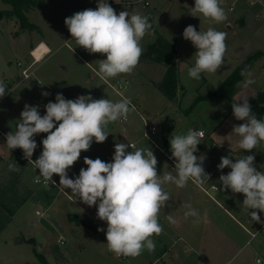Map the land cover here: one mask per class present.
I'll list each match as a JSON object with an SVG mask.
<instances>
[{"label":"rangeland","instance_id":"374dc122","mask_svg":"<svg viewBox=\"0 0 264 264\" xmlns=\"http://www.w3.org/2000/svg\"><path fill=\"white\" fill-rule=\"evenodd\" d=\"M107 2L117 14L127 10L129 13H139L148 18L152 28L151 34L146 35L141 41L143 52L150 43L155 42L159 37L176 47L179 55L185 58L179 75V85L182 84L185 88L183 94L180 95L181 92H179L176 101L171 102L159 91L153 81L158 83L162 80L165 66L162 63L153 62L150 57L144 59L147 64L143 63L144 61L140 58L137 67L131 74H120L115 78L101 80L96 73L99 70L100 60L106 59V55L90 54L78 46L64 23L66 18L77 12L86 9L95 10L99 0H46L41 7L27 12L28 21L34 23L37 29L20 28L19 20L14 16L0 17V81L6 86V94L0 97V123L6 129L7 134L16 131V125L26 104L39 106L38 110L43 116L46 114L45 105L50 101L55 102L58 93L68 100H75L81 95H90L93 99L104 98L118 102L125 97L131 100L135 111L130 112L126 121L121 119L109 123L105 129L109 133L106 141L96 143L93 140L90 149L82 151L78 161L68 169L69 178L75 179L82 168H87V165L84 164L85 157L113 162L116 143L129 144L132 142L136 148H151L158 161L157 172L161 176L173 170L175 164L167 157L171 152L170 141L167 151V148L159 140L160 130L157 126L163 124V119H168L169 125L172 127L170 136L187 134L191 124L194 127H202L215 144H221L236 151L235 154L238 157L254 155L259 160L255 161V165L260 166V171L264 172V142L258 144L251 151L237 152L240 149V137L232 133L233 126H238L244 121L237 120L233 113L229 114L232 108L229 100L222 99L224 103L221 109L216 108V101L213 100L200 101L196 108L193 106L187 109L197 94L205 93L216 87L237 64L242 63L248 55L250 56L256 51H259L258 56L249 64L244 63L242 71L245 70L244 78L253 81L252 85L264 90V15H262L264 0L255 1L254 4L249 3V0H221V7L224 9L227 19L220 23L205 18L199 13L196 14V17L192 16L195 0H117L119 3H116V0H107ZM230 7L232 8L230 9ZM9 9H11V5L0 0V11ZM226 21L230 22V26H227ZM189 25L197 31L203 32L214 28L227 33L224 63L215 73H202L199 80L191 79L188 76V69L195 64L197 51L191 41L183 38V31ZM38 40L46 41L50 46L51 53L31 67V74L28 78H23L21 69L30 62L27 61L28 44L30 41ZM32 49L34 51L36 48L30 50ZM30 59L32 58L30 57ZM18 62L21 66L17 65ZM36 68L37 70H35ZM203 78H206L205 82ZM44 81L48 86L47 93H49L45 97L41 96ZM119 83L120 87H118ZM112 85L118 89L119 93L112 88ZM146 110H149L151 114H148ZM138 113L149 124L156 126L157 131L151 135L153 142L143 136V122ZM257 115V119L264 120V112ZM221 121H223L222 124ZM46 136V133L34 136L40 151L34 150L33 160H36L42 153L41 140ZM204 139H206V133ZM4 140L0 138V157L3 158L0 160V184L10 178L13 179L19 173L17 184L19 192L23 194L25 190H31L32 193L15 211L10 222L0 231V264H42L34 254L33 246L25 239L28 233L42 224L52 234V242L49 251L42 250L39 253L43 256L53 257L50 258V261L54 260L52 261L54 264H162L160 259L162 244L158 240L159 236L155 235L152 237L156 245L153 252L145 249L137 257L125 258H120L110 252L106 239L107 223L99 220L94 214L97 206L89 207L79 200L74 202L70 189H65V191L59 189L60 178L58 175H53L52 179L55 184H34L33 178L37 172L27 160L24 168L21 171L16 170L13 175L14 171L9 170V167L4 168L2 165L7 162L8 157L14 151V149L11 151L8 149ZM131 150L135 151L136 149H131V147L127 149V151ZM226 171H231V169ZM173 175H175V171H173ZM163 187L170 194L171 199L166 202L165 208L161 209L159 223L173 227V224L166 218V211L170 209L169 215L176 221L179 219V215L175 213V202L178 197L175 196V187L177 186L166 183ZM186 188L189 191L188 196L191 195V198H195L192 208L198 210L199 216L202 206L206 207L205 213L212 216L211 213L214 212L210 207L213 204V199H219V193L209 190L214 197L212 199L198 189L191 180L187 183ZM228 191L231 190L228 189L224 192ZM178 193H180L179 190ZM68 196L72 199H69ZM243 200L242 196L234 194L233 201L239 202L237 205L241 204V207L231 209L229 203L220 199L222 205L240 221L246 223L248 218L252 222L249 212L253 210L244 207ZM40 209L44 212V217L35 214V210ZM257 212L260 218L264 215V212ZM68 213L79 215L78 224L72 226L71 223H68L66 216ZM78 219L73 215L69 216V221H78ZM55 221L59 223L64 221L65 229L59 232L54 226L57 232H53L52 227ZM254 224L250 226L252 232L256 231ZM99 228H103L104 231H98ZM257 233V237H253L251 233L250 235L242 234L248 241L246 244H242L244 242H239L240 240L232 244L223 238L210 244L212 258L222 264H254L252 257L255 253L264 255V247L259 243L261 231ZM59 234L62 236L58 237ZM5 238L11 244L15 238H21L22 241L18 244L14 243L13 247L5 246L3 244ZM185 254L187 258L189 257L187 264H197L196 251Z\"/></svg>","mask_w":264,"mask_h":264},{"label":"clouds","instance_id":"9594fccd","mask_svg":"<svg viewBox=\"0 0 264 264\" xmlns=\"http://www.w3.org/2000/svg\"><path fill=\"white\" fill-rule=\"evenodd\" d=\"M116 3L117 2L116 0ZM202 14L216 23L227 19L221 0H195L192 16ZM72 39L90 54L106 55L100 60L96 75L101 80L115 78L120 74H131L137 67L143 54L141 41L151 34L152 25L148 18L127 10L116 13L107 0H99L97 8L75 13L64 21ZM226 32L209 28L197 31L187 26L183 38L191 41L197 49L195 64L188 69L191 79L199 80L202 73H215L224 63L226 53ZM74 50V49H73ZM51 49L41 42L31 53L36 62H41ZM253 83L248 80L245 86ZM6 94V86L0 81V97ZM43 96L49 93L43 92ZM242 101V103H241ZM39 106L25 105L16 131L6 135V145L11 151L22 149L23 158L31 161L39 175L35 183L53 181V175L59 176L61 191L71 190L73 201H81L89 207L97 206V218L107 223L106 239L108 250L117 256L137 257L147 249L155 250L152 237L159 236L162 225L159 223L161 209L171 199L163 185L175 184L178 188L187 186L189 180L202 186L207 177L203 168L205 156L194 155L201 143L203 132L189 129L185 135L170 138L172 157L175 160L173 170L161 176L157 172V159L151 148H136L135 144L116 143L113 162H104L99 158H84L87 168H82L78 177H68V169L80 158L82 151H88L96 143L106 141L109 133L105 131L109 123L121 119L127 120L135 106L128 98L118 102L109 99H93L90 95H81L75 100L65 99L60 93L55 102L45 105L46 114L41 116ZM233 115L244 123L233 126L234 134L240 137L239 148L253 150L264 142V120H259L251 111L248 97L232 103ZM147 123V122H146ZM58 125V126H57ZM46 133L42 140L43 151L36 160H32L37 143L34 136ZM146 135V134H145ZM221 145V144H220ZM136 149L127 151V149ZM254 155L243 156L233 162L221 157L218 169L230 168L231 171L219 178L222 188L232 193L244 195L243 206L264 212V172L254 167ZM9 170H18L15 163L9 164ZM175 171V175H173ZM185 219L200 216L191 204H185ZM251 221H261L257 211L249 212ZM171 224L176 220L167 215ZM206 219V215H205ZM98 231H104L99 228ZM256 264H261L257 259Z\"/></svg>","mask_w":264,"mask_h":264},{"label":"crops","instance_id":"0c3cea01","mask_svg":"<svg viewBox=\"0 0 264 264\" xmlns=\"http://www.w3.org/2000/svg\"><path fill=\"white\" fill-rule=\"evenodd\" d=\"M231 8L232 7H230V9ZM226 24L227 26H230L229 21H226ZM41 42L45 43L46 46L50 48L48 43L44 40H38L36 42L30 41V43L28 44L29 47H28V53H27V61H30L29 63H31V60L33 59L32 56L29 54V50L39 45ZM47 55L48 54H46L45 57ZM30 57L32 59H30ZM182 58H183L182 62H185V58L184 57ZM143 61H144L143 63L147 64L146 60H143ZM182 62L179 64L178 82H180L179 75L181 72ZM37 63L39 62H35L34 64H37ZM236 66H238V64ZM234 68L232 69V71L234 70ZM35 70H37V68ZM205 79L206 78H203L204 82L206 81ZM44 80H46V78ZM246 81H248V79L244 78L243 81L237 85L236 92L233 96V100L235 103L244 97H248V102L251 106V111L257 118L258 116L257 114L260 115L261 112H264V90L252 84H248L247 86H245ZM153 83L156 84L155 81H153ZM181 86L184 88L182 84ZM47 87L48 86L45 84V81H44V87L41 88L42 90L41 96H43L42 95L43 92H47ZM205 93H200L197 95H204ZM178 95L179 94H177V97ZM176 99L171 100V102H175ZM222 99H225V98H217V97H209L205 99L203 98L201 100L196 101L193 106L196 108L197 105L200 103V101L213 100V101H216V108L221 109L224 103L222 102L223 101ZM229 102L231 103V106H232L233 102L232 101H229ZM190 105L187 107V109L190 107ZM146 112L148 114H151L149 110H146ZM232 113H233V109L231 108L229 114H232ZM220 123L222 124L223 121H221ZM157 127H158V130H160L159 140L162 143V145L167 148V151H168L169 141H170V138L172 137L170 136L172 127L171 125H169L168 119H163V124ZM189 129L204 130L202 127H194L192 124L190 125ZM5 130L6 129H4L0 123V138L5 139V136L7 135V131ZM204 132L206 133V139L204 140L203 138L201 139V143L198 144L197 151L196 153H194V155H196L197 157H200L203 154L206 157L205 159L207 160L208 164L206 165L204 170L208 178L207 177L204 178L205 182L202 186H198L192 181L191 182L195 184L198 187V189H200L202 192L210 196L212 199L214 197L211 195L209 190H212L217 194L219 193L218 195L219 199L218 200L213 199L214 200L213 204L210 207L211 209H213V212H214V213H211L212 216L211 215L209 216L207 213H205L206 207L202 206L199 210V212L201 213L200 222L194 223L193 221L196 219L195 217H188L187 219H185L184 213L187 211V209L184 207V205L185 204H191V205L195 204L194 202L195 198H191V195L188 196L189 195V191H187L188 188L175 187V196L176 195L178 196L176 197L177 200L175 202L176 204L175 213L179 215V219L176 221L175 224H173V227H171L170 225H164L165 223L162 224L163 231L159 235V239H158L159 242L162 244V248L160 250V259L162 260V264H187L189 261L188 260L189 257L187 258L185 253L191 252V251H196V254L198 256L196 260L197 264H222V263H219L218 261H214V258H212V253L210 252L212 250V247L210 244L218 242L222 238L232 244L237 243L238 240H240L239 242H244L242 244H246L248 241L245 240V237L242 235L244 233L248 235H250V233L255 234L253 237H257L258 236L257 232L261 231V236H259V243L262 247H264V223H258L255 221L250 222L248 218L246 220V223H244L243 221H240L238 218H236L232 213H230V211L224 205H222V201H220L221 199L223 200V202L229 203V205L231 206V209H234V208L238 209V207L239 208L241 207V204L240 206H238L237 204L239 202L233 201V195L238 194L239 196H242L243 198H245L244 195L242 193H232V191H228V192L217 191L218 188H222V185L220 184V181H219L220 176L226 175L230 172V171H226L230 169L227 167L224 168L223 170L218 169L217 166L221 162V157H228L232 159L233 162H236V159H240L243 156L238 157L235 154L236 151L229 149L223 145L215 144L214 141L210 138V136L207 135V132L205 130ZM4 141L6 142V139ZM35 150H37L38 152L40 151L39 148H36ZM241 151L243 150L242 149L237 150V152H241ZM256 160L259 161L255 157L254 167H256L257 171H260L261 167L255 165ZM204 186H207L208 188H205ZM178 190L180 191V193H178ZM79 210L82 211L81 209ZM251 210L259 211V210H254V209H251ZM243 211H246V210H243ZM170 212H171L170 209H168L166 211V215H169ZM70 215L75 216L77 219L79 217V215L77 214H70V213L66 214L68 223L69 224L71 223L72 226L78 224L80 218L78 219V221H75V220L69 221ZM205 215H206V219H205ZM260 219L261 221H264V215H262ZM181 220H183V222H181ZM63 222L64 221L60 222L62 223L60 224L58 221H55L52 227L54 230L53 232L55 231L57 232V230H59V232L60 230H64L65 228L63 227V224H64ZM81 222H84V221H81ZM253 224L256 226V231L254 232L250 230V226H252ZM54 226L56 227L57 230L54 229ZM49 232L50 231L42 224L36 227L31 233H28L25 239L27 242H29L33 246V248L35 247L37 252H40L42 250L49 251V247L51 246V242H52V234H50ZM61 236H62L61 234L58 235V237H61ZM3 240H4L3 244L5 246H11V247H13L12 245L14 243L18 244L22 241L21 238H18V239L15 238V240L12 242L13 244H11L8 242L6 238ZM256 255L257 254L255 253L254 256ZM44 257L46 258L49 264H54V262H52L54 260L51 259L52 261H50V258H53V257H51L50 255H46ZM253 258L254 257H252V261H253Z\"/></svg>","mask_w":264,"mask_h":264},{"label":"trees","instance_id":"16d2710c","mask_svg":"<svg viewBox=\"0 0 264 264\" xmlns=\"http://www.w3.org/2000/svg\"><path fill=\"white\" fill-rule=\"evenodd\" d=\"M2 2L9 3L11 9L1 10L0 17H16L19 20L20 28L34 30L37 26L34 23L28 21L27 12L35 8L41 7L46 0H1ZM259 51L248 56L242 63L238 64L234 70L215 88L211 89L204 95H197L193 103L198 100L217 97L225 98L229 101L233 100V96L236 92L237 85L240 84L244 79L245 70L242 71V65L244 63L249 64L251 60L258 56ZM146 57H150L151 60L162 63L165 66V72L160 82L156 83L155 86L159 91L168 99L174 100L177 98V94L181 92L183 94V87L179 85L178 73L179 64L183 61V58L177 52L176 47L159 37L155 42L150 43L143 54L141 59L144 60ZM245 69V68H244ZM3 158L0 157V160ZM26 159L18 154L17 151H13L8 157L7 162L3 163V167H8L9 164L15 163L19 171L24 168ZM17 170V171H18ZM16 172H12L14 175ZM20 174L17 173L13 179H8L0 184V231L2 228L10 222L15 211L24 204L28 199L31 190H25L22 194L19 192L17 184L19 182ZM34 254L38 257L42 264H49L46 258L33 248Z\"/></svg>","mask_w":264,"mask_h":264},{"label":"built area","instance_id":"2783aa9c","mask_svg":"<svg viewBox=\"0 0 264 264\" xmlns=\"http://www.w3.org/2000/svg\"><path fill=\"white\" fill-rule=\"evenodd\" d=\"M255 1L261 2L262 0H250L249 3L254 4ZM146 4H147V2H146ZM262 15H264V11H262ZM37 47H38V45L35 46L34 49L37 48ZM32 52H33V49L30 50V54H31ZM32 58H33L32 62L29 63L27 66H25V67H23V68L21 69V75L23 76V78H28V77L30 76V74H31L30 69H31V67L34 65V63L36 62V61H35V58H34L33 56H32ZM17 65H18V66H21V64H20L19 62L17 63ZM120 86H121V85H120V83H119V84H118V87H120ZM112 88H113L116 92L119 93V91H118V89H117L116 87L112 86ZM131 104H132V103H131ZM132 105H133V104H132ZM138 114H139V116L141 117L142 122H143V129H142V134H143V136H144L145 138L149 139L150 141H152V139H151V135L155 134V132L157 131L156 126L153 125V124H149V123L145 120V118H144L140 113H138ZM146 122H147V123H146ZM195 130L202 131L203 134H204L202 138L205 137V132H204V130H202V129H195ZM145 134H146V135H145ZM5 139H6V136H5ZM152 142H153V141H152ZM130 144H134V143L131 142ZM155 145H156V144H155ZM156 146H157V145H156ZM14 150L17 151L18 154H19L20 156L23 157V150H22V149L17 148V149H14ZM167 157H168L169 160H171V161L175 164V160H174V158L172 157V153H171V154H168ZM26 160H27V159H26ZM27 161H28V160H27ZM29 162L32 164L31 161H29ZM32 165H33V164H32ZM33 167H34V165H33ZM34 169H35V167H34ZM35 170H36L37 174H36V175L34 176V178H33V183H34V184H37V185H45V184H50V183H51V182H44V181H43V178H41V182H40V183H35L34 180H35V178L39 175V170H38V169H35ZM68 198H69V199H72V198L69 197V196H68ZM35 214H36V215H39V217H44V212H43V211L36 210V211H35ZM94 214L97 216V210L94 211ZM251 235L254 236L255 234H251ZM118 257H120V258H125V256H122V255H121V256H118ZM257 259H259V260L261 261V264H264V255L257 254L256 256H254V258H253L254 264H256Z\"/></svg>","mask_w":264,"mask_h":264},{"label":"water","instance_id":"95a60500","mask_svg":"<svg viewBox=\"0 0 264 264\" xmlns=\"http://www.w3.org/2000/svg\"><path fill=\"white\" fill-rule=\"evenodd\" d=\"M198 162H199V157H198ZM207 164H208V162H207V160L205 159L204 162H203V165H202L203 168H205Z\"/></svg>","mask_w":264,"mask_h":264}]
</instances>
